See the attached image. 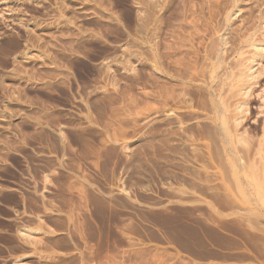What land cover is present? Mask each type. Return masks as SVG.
I'll list each match as a JSON object with an SVG mask.
<instances>
[{
    "label": "rangeland",
    "instance_id": "374dc122",
    "mask_svg": "<svg viewBox=\"0 0 264 264\" xmlns=\"http://www.w3.org/2000/svg\"><path fill=\"white\" fill-rule=\"evenodd\" d=\"M164 1L180 24L166 85ZM229 2L0 0V264H264V214L225 191L197 135L190 23ZM243 5L245 21L264 11ZM165 87L171 105L184 90L166 120Z\"/></svg>",
    "mask_w": 264,
    "mask_h": 264
},
{
    "label": "bare ground",
    "instance_id": "6f19581e",
    "mask_svg": "<svg viewBox=\"0 0 264 264\" xmlns=\"http://www.w3.org/2000/svg\"><path fill=\"white\" fill-rule=\"evenodd\" d=\"M243 2L244 0H230L227 6L225 4L223 18H220L222 21L210 20L204 31L197 28L195 20L190 23L195 27L193 40H196L195 42L191 40L194 44L189 41L193 44L190 49H193L200 58L199 64L195 65L193 71L198 81L197 91L201 95V99L195 101L197 102L195 107L197 113L201 111L203 117L195 116V119H197V135H201L199 131L208 133L215 141L216 152L220 158L226 160V164L220 167L225 191L233 195L241 206L246 207V210L248 208L249 212L251 210L264 214V87H259L260 78L264 75V11L259 10L252 20L245 21L247 17ZM167 8L168 3L165 2L161 21L162 70L165 85L169 76L175 80L174 82L179 80L176 71L169 74L167 59L170 49L169 38L172 37L171 39L178 43L180 24L178 27L175 25L177 28L171 31L168 29L170 27ZM3 16L5 15H0ZM186 18L183 20L185 21ZM189 18L186 22H190ZM185 39L181 38V40ZM175 45L172 52L174 57L180 49ZM178 57L174 58V64H179ZM167 91L165 87L163 105L165 120L168 112L178 116L180 102L177 104V99L184 90L173 92L172 105L169 104ZM182 99L184 101L185 98ZM255 100L258 103L257 114H253L252 102ZM251 119L253 121L250 123L259 135L257 138L253 137L250 128L245 126ZM207 149L208 154L214 153L209 145ZM198 152H200L199 148Z\"/></svg>",
    "mask_w": 264,
    "mask_h": 264
}]
</instances>
